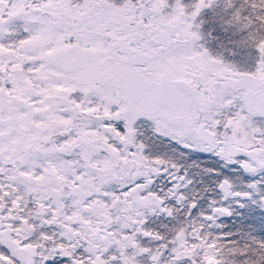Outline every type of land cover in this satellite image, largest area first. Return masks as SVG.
Segmentation results:
<instances>
[{
    "label": "snow or ice",
    "instance_id": "1",
    "mask_svg": "<svg viewBox=\"0 0 264 264\" xmlns=\"http://www.w3.org/2000/svg\"><path fill=\"white\" fill-rule=\"evenodd\" d=\"M0 264H264V0H0Z\"/></svg>",
    "mask_w": 264,
    "mask_h": 264
}]
</instances>
